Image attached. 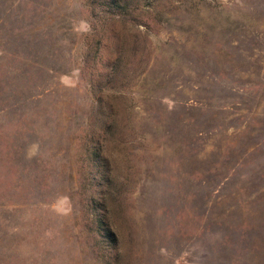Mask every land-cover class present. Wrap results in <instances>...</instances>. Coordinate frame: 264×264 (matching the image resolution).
<instances>
[{
  "label": "rangeland",
  "instance_id": "obj_1",
  "mask_svg": "<svg viewBox=\"0 0 264 264\" xmlns=\"http://www.w3.org/2000/svg\"><path fill=\"white\" fill-rule=\"evenodd\" d=\"M109 2L0 0V264H264V0Z\"/></svg>",
  "mask_w": 264,
  "mask_h": 264
},
{
  "label": "trees",
  "instance_id": "obj_2",
  "mask_svg": "<svg viewBox=\"0 0 264 264\" xmlns=\"http://www.w3.org/2000/svg\"><path fill=\"white\" fill-rule=\"evenodd\" d=\"M139 1L141 0H110L109 4H103L104 6L107 7L106 11H109V15L116 19H121L122 17L126 16L129 12H131L130 10L133 8H137V6L139 5ZM110 73H108V82H111L112 78L114 77V74L118 68L117 62L113 61L110 63ZM110 74V75H109ZM98 103L101 102V100H97ZM103 116L105 118H103L104 120H102V122L104 123V127H107L106 124L108 125V127L111 125L112 119L110 116V112H104L102 113ZM111 120V121H110Z\"/></svg>",
  "mask_w": 264,
  "mask_h": 264
}]
</instances>
